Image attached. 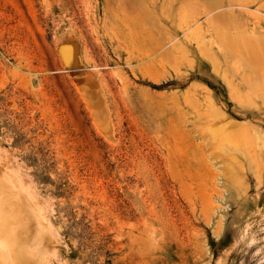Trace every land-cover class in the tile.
I'll return each instance as SVG.
<instances>
[{"label":"rangeland","instance_id":"obj_1","mask_svg":"<svg viewBox=\"0 0 264 264\" xmlns=\"http://www.w3.org/2000/svg\"><path fill=\"white\" fill-rule=\"evenodd\" d=\"M0 173V264H264V0H0Z\"/></svg>","mask_w":264,"mask_h":264},{"label":"bare ground","instance_id":"obj_2","mask_svg":"<svg viewBox=\"0 0 264 264\" xmlns=\"http://www.w3.org/2000/svg\"><path fill=\"white\" fill-rule=\"evenodd\" d=\"M246 45H247V43H242L241 46H238V48L245 49L244 47H246ZM1 175L3 176V174H1Z\"/></svg>","mask_w":264,"mask_h":264}]
</instances>
